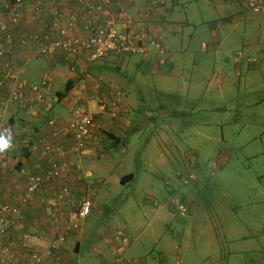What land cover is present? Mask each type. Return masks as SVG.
<instances>
[{"label":"rangeland","instance_id":"rangeland-1","mask_svg":"<svg viewBox=\"0 0 264 264\" xmlns=\"http://www.w3.org/2000/svg\"><path fill=\"white\" fill-rule=\"evenodd\" d=\"M175 9L184 16L181 4ZM167 33L161 74L142 54L85 61L101 82L112 78L103 88L121 92L130 127L125 149L112 145L88 160L94 201L103 209L80 223L110 221L131 237L123 255L135 264H161L163 254L162 264H264V75L246 62L252 53L234 63L236 48L257 39L221 29L214 52L209 27ZM33 55L18 75L38 83L48 60ZM127 173L133 178L118 183ZM18 247L28 254L33 241L24 235ZM66 257L67 264L98 260L69 250Z\"/></svg>","mask_w":264,"mask_h":264},{"label":"crops","instance_id":"crops-1","mask_svg":"<svg viewBox=\"0 0 264 264\" xmlns=\"http://www.w3.org/2000/svg\"><path fill=\"white\" fill-rule=\"evenodd\" d=\"M37 1L43 8L36 10L31 2L29 4L26 1L25 16L16 25H8L12 43L6 56L0 57V72L10 67L14 77L3 82L0 87V113L3 116L0 132L10 128L14 138V146L0 156V206L16 207L20 215V221L8 228L4 241L20 264L24 263L28 255L18 247L23 242L24 235L29 236L34 249L40 254L39 264H67V250L87 257L96 254L99 259L108 255V248L114 245L113 235L122 231L114 230L115 227L112 229V223L108 220L101 223L98 221L93 227H85L83 224L79 230L67 231L65 225L72 220L73 211L84 196L91 199L90 213L95 216L102 213L103 207L94 201L96 182L90 180L92 173L87 162L90 158L102 156V150L109 149L112 145H121L125 149V133L130 124L122 113L127 111V103L120 97L121 92L110 90L109 87L103 88V83L109 85L112 78L101 82L100 75L90 73L89 65L81 53H51L43 55L47 57L49 67L42 76L47 78L42 101L29 108L9 104L6 98L10 84H34L18 75L20 68L34 56L36 49L35 42H23L22 38L39 36L49 39L53 36L50 24L54 16L49 8L60 14L63 24L74 14L77 18L76 32L80 34H83L82 27L87 21L101 22L109 18L112 12H119L121 26H131L147 41L154 40L158 43V46L148 44V50L142 54L141 59L145 63H151L152 73L158 75L162 72L160 66L166 61L162 55L167 52V44L170 42L167 32L181 27H209L214 43L208 50L216 52L221 45L218 33L221 29L227 30V34L244 29L245 35L250 39H257V43L243 45L240 51V48H236L239 56L234 53V63L239 67L244 55L252 53L256 59L247 56L246 62L250 68L264 75V12H254L250 0H171V3L169 0H110V4L101 12L95 13L96 18L92 19L85 11L83 2L96 3L98 0ZM7 4L8 0H0V21H10L8 10L4 9ZM180 4L184 16L178 19L175 8ZM0 36L2 38L4 34L0 33ZM201 47L208 48L205 42L201 43ZM118 64H124V61L120 59ZM68 80H71V86L58 98L56 92L61 91ZM62 81L63 86L60 85ZM97 99L104 102V108L100 111L96 109ZM87 102L91 103L92 129L98 137L77 154L65 157L54 155L50 150L51 145L67 146L72 142L64 130L71 119L67 114L71 116L72 106L78 103H85L89 107ZM48 118L54 119L53 125L47 124ZM75 163L80 164L81 169H76ZM51 164L58 166L57 173L24 199L26 175L43 174ZM85 171L90 174L85 175ZM128 175H131L130 179L120 182L121 178ZM132 178V174L127 173L118 177L117 181L124 184ZM64 186L68 188L67 193L55 206L51 205L53 194ZM59 236L62 241L57 248H51ZM166 259L163 254L161 264Z\"/></svg>","mask_w":264,"mask_h":264},{"label":"built area","instance_id":"built-area-1","mask_svg":"<svg viewBox=\"0 0 264 264\" xmlns=\"http://www.w3.org/2000/svg\"><path fill=\"white\" fill-rule=\"evenodd\" d=\"M26 1L35 6V9L43 8L37 0H8V4L4 9L8 10L10 21H0V57L6 56L10 50L12 43V35L8 32V25H16L25 16ZM31 2V3H30ZM254 12H264L263 0H250ZM110 4V0H98V2L84 1L83 5L85 11L90 14L92 19L96 18L95 13L101 12ZM53 14L54 19L50 24L53 36L48 38H40L39 36H29L22 38L23 42L33 41L36 43V52L40 55L48 54H75L81 53L84 59L88 62H93L98 59L105 58L110 54L114 55H131L144 54L149 45L158 46L154 40L147 41L142 34L134 30L131 26H121L119 12H112L109 18L97 21H87L83 28V34L76 32V16L71 14L67 18V22L63 24L60 19V14L53 8H49ZM149 44V45H148ZM14 78L11 73V68L7 67L4 72H0V87L3 82ZM47 84V78H42L38 83L26 84L15 83L10 84L7 102L11 105H16L20 108H29L31 105L39 103L43 99V88ZM96 109L98 111L104 108L102 99L96 100ZM93 113L86 104L78 103L71 108V119L67 122L65 132L71 138V143L67 146L55 144L50 146L51 153L58 157H65L67 155L77 154L84 148L88 147L91 141L98 137V134L92 129ZM3 116L0 113V129L2 128ZM48 125H53L54 119H47ZM55 134V133H53ZM76 169H81L80 164L75 163ZM58 171V166L51 164L43 174H27L24 199L29 194L36 191L41 184L46 182L55 175ZM89 175L88 171L84 172ZM68 188L61 187L52 196L50 204L55 206L62 197L67 193ZM22 199V201H24ZM173 204H177V200H172ZM91 208V199L84 196L73 211V218L65 225V229L79 230L81 227V220H83ZM180 214H183V205H177ZM20 221L19 210L16 207L2 205L0 206V264H20L15 259L14 255L9 249L7 242H5L8 228L12 227L14 223ZM24 239V236H23ZM51 248H57L58 243L62 241L59 236ZM114 245L107 250L108 255L99 258L93 264H135L132 259L126 258L123 255V249L130 243V237L118 231L112 237ZM22 244V243H21ZM41 260L40 254L31 249L24 260L23 264H39Z\"/></svg>","mask_w":264,"mask_h":264},{"label":"clouds","instance_id":"clouds-1","mask_svg":"<svg viewBox=\"0 0 264 264\" xmlns=\"http://www.w3.org/2000/svg\"><path fill=\"white\" fill-rule=\"evenodd\" d=\"M13 134L10 128L0 132V156L7 153L13 146Z\"/></svg>","mask_w":264,"mask_h":264},{"label":"trees","instance_id":"trees-1","mask_svg":"<svg viewBox=\"0 0 264 264\" xmlns=\"http://www.w3.org/2000/svg\"><path fill=\"white\" fill-rule=\"evenodd\" d=\"M71 84H72L71 80H68L67 83L65 84V86H63L62 90L59 92H56V96L58 98L62 97L64 95V93L68 90V88L71 86ZM130 178H131V175L125 176V177L120 179V182H124V179H130Z\"/></svg>","mask_w":264,"mask_h":264}]
</instances>
